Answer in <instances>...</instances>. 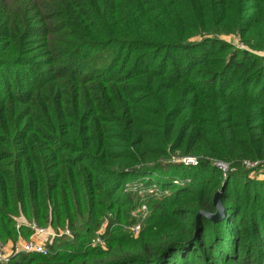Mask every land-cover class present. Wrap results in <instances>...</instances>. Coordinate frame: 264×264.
Here are the masks:
<instances>
[{
  "label": "trees",
  "instance_id": "obj_1",
  "mask_svg": "<svg viewBox=\"0 0 264 264\" xmlns=\"http://www.w3.org/2000/svg\"><path fill=\"white\" fill-rule=\"evenodd\" d=\"M262 50L264 0H0V239L70 229L0 264H264Z\"/></svg>",
  "mask_w": 264,
  "mask_h": 264
},
{
  "label": "built area",
  "instance_id": "obj_2",
  "mask_svg": "<svg viewBox=\"0 0 264 264\" xmlns=\"http://www.w3.org/2000/svg\"><path fill=\"white\" fill-rule=\"evenodd\" d=\"M171 161L173 162H183L187 165H195L198 162V158L196 155L192 154H186L181 156H174L171 158ZM242 164L247 168H264V159H249L245 158L241 160ZM215 163L225 172L228 169L227 162L224 161H215ZM144 179V183L148 184L151 183V185L148 188L143 187V184L141 182L130 184L128 181L125 182L124 188L125 190H133L137 193H141L143 190L146 191L144 194L145 196H161L164 193L167 192V189L162 188L157 182L154 180H149L147 177H142ZM131 181V180H129ZM141 205L135 209L134 207L131 210V214L137 218V220L134 223L126 225V227L129 228V230L133 232H137L140 228V222L142 219V216L144 217L147 212H145V208L148 207L146 203L139 204ZM147 205V206H146ZM110 217V214L105 215L101 221V225L97 230L96 235H94L90 243L91 244H101L104 245L105 240L102 236V231L106 223L108 222V219ZM21 222H16V227L19 228V225ZM27 227L30 229V235L29 237H22V235H19L17 239L14 241H3L0 239V261H6L10 258L11 255L17 253V252H41V253H47L49 251L46 242L49 241L51 238H53L56 235H60L61 233L70 234L69 228L64 229H58L55 230L51 228L48 225H41L38 224L35 221H31L26 223Z\"/></svg>",
  "mask_w": 264,
  "mask_h": 264
},
{
  "label": "rangeland",
  "instance_id": "obj_3",
  "mask_svg": "<svg viewBox=\"0 0 264 264\" xmlns=\"http://www.w3.org/2000/svg\"><path fill=\"white\" fill-rule=\"evenodd\" d=\"M223 38H225V39H227L228 41H231V42H233V43H235V44H237L238 46L240 45V46H243V44H242V42L240 41V39H239V36H237V35H235L234 33H228V34H222L221 35ZM262 53H264V50H262L261 51ZM174 156H181L178 152H176L175 154H174ZM173 157V155L170 157V158H172ZM223 171V170H222ZM261 174V176H264V172H260ZM142 177H144V176H139V177H136L135 179H132L131 181H128L130 184H134V183H138V182H141L142 184H143V187H144V189L145 188H148L150 185H151V183H148V184H145L144 183V179H142ZM152 181V180H151ZM173 181H175V182H180L181 181V179H179V178H177V177H175V178H173ZM162 188H165V189H167V192L170 190L169 188H167V187H162ZM125 189V188H124ZM135 192V191H134ZM146 191H142L141 193L139 192V193H137L138 194V196H139V201H138V204L135 206L136 208L135 209H137L139 206H140V209H141V205H139V204H142V203H146L147 205H148V203H147V201H146V198H147V196H145L146 194H144ZM146 205V206H147ZM145 212H147L146 213V215L143 217L142 216V219L143 218H145L146 216H147V214H148V212H149V207H147V208H145ZM36 222V221H35ZM142 225V220H141V222H140V226ZM20 235V234H19ZM18 235V236H19ZM22 237H24V236H22ZM18 238V237H17ZM16 238V239H17Z\"/></svg>",
  "mask_w": 264,
  "mask_h": 264
},
{
  "label": "water",
  "instance_id": "obj_4",
  "mask_svg": "<svg viewBox=\"0 0 264 264\" xmlns=\"http://www.w3.org/2000/svg\"><path fill=\"white\" fill-rule=\"evenodd\" d=\"M213 204L215 205V211L211 212V211H206L203 209L199 210L197 215H196V218L198 219L200 214H204L207 217H209L210 219H214V220H217L223 216L224 205H223V202L221 200V189H218L214 192Z\"/></svg>",
  "mask_w": 264,
  "mask_h": 264
}]
</instances>
